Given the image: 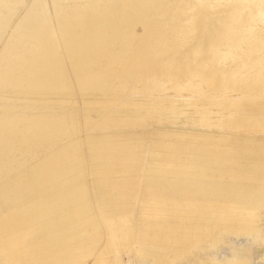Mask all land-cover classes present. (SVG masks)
<instances>
[{"label":"rangeland","instance_id":"obj_1","mask_svg":"<svg viewBox=\"0 0 264 264\" xmlns=\"http://www.w3.org/2000/svg\"><path fill=\"white\" fill-rule=\"evenodd\" d=\"M3 1L0 264H264V1Z\"/></svg>","mask_w":264,"mask_h":264},{"label":"bare ground","instance_id":"obj_2","mask_svg":"<svg viewBox=\"0 0 264 264\" xmlns=\"http://www.w3.org/2000/svg\"><path fill=\"white\" fill-rule=\"evenodd\" d=\"M236 1V0H235ZM240 1V3L241 4H246V3H248L250 0H239ZM238 1V2H239ZM264 1V0H263ZM237 1H236V3H238ZM0 3H2V4H4V5H8L5 1H3V0H0ZM240 3H238V4H240ZM2 4H0V5H2ZM264 4V3H263ZM3 6V5H2ZM241 6V5H240ZM229 8V7H228ZM256 11V9L254 10V12ZM260 13V14H259ZM258 14L259 15H261V12H259ZM257 14V13H256ZM254 15V14H253ZM252 15V16H253ZM252 16H251V18H252ZM255 18V17H254ZM253 19V18H252ZM55 31H56V35L58 36L59 35V33H58V31H57V29H55ZM59 37V36H58ZM213 78H215V77H213ZM212 80V79H211ZM211 83H213L214 84V79H213V81H211ZM111 165V164H110ZM126 166V164H120V165H113L112 167H108L109 169H107L106 170V168H102L101 167V169L103 170V172H104V174H103V176H100L101 177V179H100V183L104 186L103 188H106V191H107V193L108 194H112L113 193V191H115V190H119L120 191V197H121V199H123V200H127L128 199V197H129V195H130V197L132 196V194H134V193H136V192H138L139 190H141L142 188H140V186H139V182H141L140 181V179L139 178H137V177H135V176H132V175H127L126 176V178H124V173H125V170H126V168H128L127 166ZM119 167H121V171H119V173L120 174H122L121 175V177L120 178H118L117 180H115V181H111L112 179L111 178H113V177H111V176H109L108 174L109 173H112L115 169H117V168H119ZM134 168V167H133ZM132 168V169H133ZM101 170V171H102ZM100 171V172H101ZM126 174H127V172H126ZM149 190V189H148ZM125 191H127V193L125 192ZM182 191V196H181V198L187 193V191L188 190H180L179 192H181ZM132 193V194H131ZM144 193V195H145V197H144V200H145V206H144V211L145 212H147V213H154L155 214V217L156 218H158V219H160V220H165V216H164V214L162 213V211L160 212V211H158V209H154V208H156V206L158 205V201H161V200H163V201H167L168 200V205H169V208H170V211L172 212V211H177V212H179L182 216H185V217H192V211H191V209H190V206H191V204L190 203H188L187 202V198H186V200L185 201H183L182 202V204H177V202L174 200V199H172L171 197H167L166 195H163V194H154V193H152V192H150V191H148V193L147 192H143ZM197 193H199V194H202V196H203V198H205L206 199V202H209L208 200H210V198H211V196L213 195V191L211 190V189H209V190H207V189H202L201 191H199V192H197ZM180 198V199H181ZM131 200V199H130ZM184 203V204H183ZM143 206V205H142ZM231 210H232V213L233 214H237V213H239V214H241V216L244 218H242V220H241V223H240V225H251L252 224V219H251V217L250 218H248V216H247V213L241 208V207H239V206H235V207H229ZM205 210V212L210 216V214H214L213 213V211H209V209L207 208V210L206 209H204ZM144 212V213H145ZM143 213V212H142ZM226 214V212L225 211H221V215H225ZM187 215V216H186ZM223 216H221L220 218H219V220L221 219V218H223ZM154 217V218H155ZM211 217V216H210ZM212 218V217H211ZM127 219V218H126ZM221 221V220H220ZM209 223H210V226L211 227H213V226H215V225H217V219H215V218H212L211 220H209ZM112 224H114V223H112ZM126 231V230H125ZM124 233V232H123ZM113 239V237L112 236H110V239ZM111 239V240H112ZM113 241V240H112ZM111 241V242H112ZM22 242H23V238L22 239H19L18 240V242H16L13 238L11 239V240H9L8 241V243L5 245V246H0V249L1 248H3L4 249V251H5V253L8 255V256H10L11 258H13V259H17L18 260V262H20L21 263V257H20V255H18L17 253H16V250H17V246L19 245V243H20V247H22ZM113 243H115L114 244V246L116 245V247L117 246H120L121 244L118 242V241H116V240H114L113 241ZM112 243V244H113ZM16 245V246H15ZM21 251H22V253H23V251H24V249L22 248L21 249ZM78 263V262H77ZM76 263V264H77Z\"/></svg>","mask_w":264,"mask_h":264}]
</instances>
